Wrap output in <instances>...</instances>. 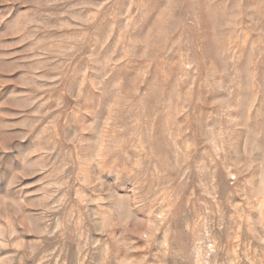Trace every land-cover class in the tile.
<instances>
[{
	"label": "rangeland",
	"instance_id": "374dc122",
	"mask_svg": "<svg viewBox=\"0 0 264 264\" xmlns=\"http://www.w3.org/2000/svg\"><path fill=\"white\" fill-rule=\"evenodd\" d=\"M0 264H264V0H0Z\"/></svg>",
	"mask_w": 264,
	"mask_h": 264
}]
</instances>
